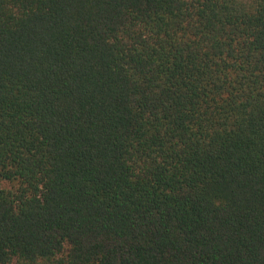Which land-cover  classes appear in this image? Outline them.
<instances>
[{
  "label": "trees",
  "instance_id": "1",
  "mask_svg": "<svg viewBox=\"0 0 264 264\" xmlns=\"http://www.w3.org/2000/svg\"><path fill=\"white\" fill-rule=\"evenodd\" d=\"M0 264H264V0H0Z\"/></svg>",
  "mask_w": 264,
  "mask_h": 264
}]
</instances>
